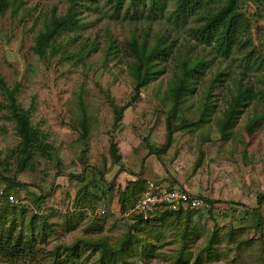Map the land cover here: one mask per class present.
I'll return each mask as SVG.
<instances>
[{"label": "rangeland", "instance_id": "1", "mask_svg": "<svg viewBox=\"0 0 264 264\" xmlns=\"http://www.w3.org/2000/svg\"><path fill=\"white\" fill-rule=\"evenodd\" d=\"M15 2L0 16V87H17L18 102L29 110L33 126L47 135L53 148L50 159L35 158L31 168L21 171L11 155L18 144L14 124L0 111V173L23 185L8 203L25 211L16 233L28 242V226L35 217L31 246L25 247L17 264H51L50 254L78 239H104L116 246L131 225L121 218L126 211H120L118 192L138 178L146 187L147 182L159 181L168 189L170 182H182L177 187L182 190L190 185L209 208L191 211L190 246L185 251L180 235L186 215L138 227L123 254L127 264H173L179 256L181 264H264L263 101L253 100L231 130H221L227 94L229 89L235 93L236 82L254 92L264 90V0L240 1L239 10L250 28L241 34L238 49L228 60L198 46L194 39L198 24L193 20L176 26L167 21L171 4L163 16L148 17L146 11L139 8L136 13L125 2L116 15L110 0H96L95 6L83 10L82 26L65 31L54 52L40 58L34 51L35 39L46 20L54 13L64 14L68 4L65 0ZM159 36H164L171 54L162 63V72L131 102L125 42L134 37L141 43L146 38L152 45ZM93 44L95 50L89 54ZM182 48L190 58L205 59L207 68L181 105L169 149L157 158L149 155V147L160 149L165 144L168 81ZM217 74L222 82L213 89L210 110L201 112L203 93ZM81 103L88 120L85 143L80 140ZM122 107H126L122 118L115 122V111ZM260 119L248 134L247 128ZM112 141L121 157L118 165L111 163ZM159 165L163 179L155 176ZM4 188L0 179V194ZM82 190L93 209L74 205ZM211 238L214 246L207 249ZM80 256L92 264L100 255L82 251ZM9 261L0 255V264Z\"/></svg>", "mask_w": 264, "mask_h": 264}, {"label": "trees", "instance_id": "2", "mask_svg": "<svg viewBox=\"0 0 264 264\" xmlns=\"http://www.w3.org/2000/svg\"><path fill=\"white\" fill-rule=\"evenodd\" d=\"M68 4L66 12L62 15L52 14L46 20L43 30L35 39L34 51L40 58H45L47 53L52 54L55 50L58 39L65 31H77L81 26V13L83 10L96 5V0H65ZM241 0H110L113 13L118 15L125 2L128 8L138 12V9L147 12L148 17L163 16V12L168 5H172L173 9L167 15V21L176 25H184L189 20L196 22L197 28L194 30V39L200 48H208L217 57L228 60L231 55L238 49L241 34L248 32L250 25L244 15L239 10ZM260 1V0H259ZM262 1V0H261ZM16 4L15 0H0V16H3L8 8ZM127 48L128 72L130 74L133 95L131 102L136 101L144 87L157 78L162 72V63L170 56L169 46L166 44L164 36L156 37L154 44L150 45L146 38L138 43V40L132 37L125 42ZM179 53L176 61V68L168 81L166 102L170 109L166 115V141L162 148L154 149L149 147V155L160 158L165 154L171 144V138L174 133L172 125L178 118V113L185 97L192 95L195 90V83L203 79L205 69L207 68L205 59L190 58L186 56L185 48ZM90 50V51H89ZM88 53L95 50L94 44L90 46ZM84 51V47L80 49ZM222 82L221 74L214 75L210 81V85L204 91V109L201 112L207 113L210 110L208 103L213 95V89L216 84ZM235 93L232 94L229 89L227 94L230 99L226 102L227 110L222 122V132H227L233 128L238 115L253 100L260 99L264 103V90L254 92L250 86L245 85L242 81L236 82L234 85ZM3 101L0 104V111L4 112L7 119L14 124V132L18 138L16 148L11 155L18 160V168L25 171L31 168L35 158L50 159L53 153L52 146L48 143V137L40 130L33 126L29 110H26L17 100V87L9 89L2 85ZM228 89V88H227ZM82 112V130L80 140L85 143L88 135V120L86 110L82 103L80 104ZM126 107L115 111V122H119L122 118ZM204 115H202L203 117ZM261 122L254 120L251 126L247 128L248 134H251L254 127ZM185 126V123H183ZM112 165H118L121 157L117 154V148L114 141L111 142L109 148ZM1 172V171H0ZM82 179V176H79ZM0 179L5 185L2 194H0V255L8 258L10 264H17L25 253V247H30L35 232V226H28L31 233L30 241L24 240L20 234L16 233L17 221L19 216L25 212L23 209L19 211L16 206L10 205L8 199L16 188L23 187L22 184L4 177L0 173ZM84 188V187H83ZM147 190L145 182L138 178L134 181H128L125 188H121L118 192L120 211H128L137 199ZM82 190L80 195H76L74 205L80 208L91 207V202L84 195ZM264 198V197H263ZM262 199V198H261ZM207 203V201H205ZM209 205V203H208ZM186 215L185 230L180 235L182 247L185 251L190 246L188 241V223L192 219V213L188 211L164 212L156 213L154 217L148 220H137L131 223L128 233L123 240L116 246L110 245L104 239H78L69 246L58 247L53 254L51 264H89L86 259H81L82 251L99 253L92 264H127L123 258L126 248L130 245L135 235L133 232L138 227H148L154 224H163L168 218L174 216ZM259 225H257L258 227ZM214 239L211 238L207 249H211ZM30 245V246H29ZM81 259V260H80ZM182 256H179L173 264H181Z\"/></svg>", "mask_w": 264, "mask_h": 264}, {"label": "built area", "instance_id": "3", "mask_svg": "<svg viewBox=\"0 0 264 264\" xmlns=\"http://www.w3.org/2000/svg\"><path fill=\"white\" fill-rule=\"evenodd\" d=\"M208 208V203L197 195L179 188L168 189L160 184L147 182V191L121 215V218L127 219L129 223H135L139 219H151L156 213L197 211Z\"/></svg>", "mask_w": 264, "mask_h": 264}, {"label": "crops", "instance_id": "4", "mask_svg": "<svg viewBox=\"0 0 264 264\" xmlns=\"http://www.w3.org/2000/svg\"><path fill=\"white\" fill-rule=\"evenodd\" d=\"M162 165H159L158 167H155V169H156V173L158 174V175H155L156 177L158 176V177H160V176H162L161 177V179H163V173L162 172H164L163 171V169H162V167H161ZM164 174H166V173H164ZM165 177L167 178V174L165 175ZM168 180V178L167 179H165V181H167ZM177 183L175 184V182H170V183H168L172 188H177L178 186H180V185H183L182 184V182H180V181H176ZM161 182L159 181V183H157V184H160ZM160 185H162V186H164V187H167V186H165V184H164V182H162V184H160ZM185 186H186V184H185ZM186 189H184V190H186L187 192H189V193H192V194H194V195H198L200 192L198 191L197 192V190H195L194 188H192L190 185L189 186H187V187H185ZM180 189V188H179ZM199 196V195H198Z\"/></svg>", "mask_w": 264, "mask_h": 264}]
</instances>
